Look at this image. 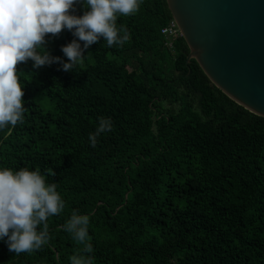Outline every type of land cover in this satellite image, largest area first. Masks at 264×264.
<instances>
[{"label":"trees","instance_id":"obj_1","mask_svg":"<svg viewBox=\"0 0 264 264\" xmlns=\"http://www.w3.org/2000/svg\"><path fill=\"white\" fill-rule=\"evenodd\" d=\"M171 20L166 0H143L118 16L122 46L101 38L72 71L16 65L28 111L0 131V166L39 167L65 208L39 250L0 241V264H264V118L186 64L184 39L161 34ZM73 39L62 29L45 47L67 62ZM100 117L113 127L93 147ZM73 212L89 215L91 253L64 229Z\"/></svg>","mask_w":264,"mask_h":264},{"label":"clouds","instance_id":"obj_2","mask_svg":"<svg viewBox=\"0 0 264 264\" xmlns=\"http://www.w3.org/2000/svg\"><path fill=\"white\" fill-rule=\"evenodd\" d=\"M78 0H0V131H11L23 122L25 113L23 86L16 65L31 59L33 68L58 62L72 71L84 58V51L101 38L109 47L122 46L129 34L117 27L118 16L135 14L143 0H82L87 9L74 14ZM72 10V11H70ZM71 30L73 39L62 46V57L45 47L46 34ZM80 41H83V47ZM95 133L89 134L91 146L96 138L113 127L111 118L100 117ZM65 200L56 183H49L39 167L0 166V241L16 254L39 250L48 242V218L61 213ZM89 215L73 212L65 231L83 245V253L93 251L89 236ZM42 226V227H41ZM5 237L7 239L5 240ZM70 264H94L93 257L75 254Z\"/></svg>","mask_w":264,"mask_h":264},{"label":"water","instance_id":"obj_3","mask_svg":"<svg viewBox=\"0 0 264 264\" xmlns=\"http://www.w3.org/2000/svg\"><path fill=\"white\" fill-rule=\"evenodd\" d=\"M172 19L210 82L264 118V0H166Z\"/></svg>","mask_w":264,"mask_h":264},{"label":"built area","instance_id":"obj_4","mask_svg":"<svg viewBox=\"0 0 264 264\" xmlns=\"http://www.w3.org/2000/svg\"><path fill=\"white\" fill-rule=\"evenodd\" d=\"M161 34L170 40L182 37L181 32L173 19L167 26L161 29ZM168 45L170 46L171 44L169 43Z\"/></svg>","mask_w":264,"mask_h":264}]
</instances>
